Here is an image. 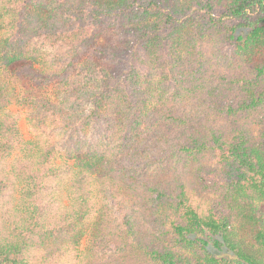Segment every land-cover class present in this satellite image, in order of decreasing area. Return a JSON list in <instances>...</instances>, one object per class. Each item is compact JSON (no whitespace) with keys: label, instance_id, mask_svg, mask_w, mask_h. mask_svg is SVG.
I'll return each instance as SVG.
<instances>
[{"label":"trees","instance_id":"16d2710c","mask_svg":"<svg viewBox=\"0 0 264 264\" xmlns=\"http://www.w3.org/2000/svg\"><path fill=\"white\" fill-rule=\"evenodd\" d=\"M1 30L0 264L88 234L102 264H264V0H0Z\"/></svg>","mask_w":264,"mask_h":264},{"label":"rangeland","instance_id":"374dc122","mask_svg":"<svg viewBox=\"0 0 264 264\" xmlns=\"http://www.w3.org/2000/svg\"><path fill=\"white\" fill-rule=\"evenodd\" d=\"M92 23V22H91ZM99 25H96V28H99ZM102 33L104 34V37L101 38V41H105L107 37L109 36H113L114 38H117L118 33L115 32L113 29H107L105 28V30H102ZM188 32L183 33V36H185ZM6 31L5 30H1L0 31V41L5 37L6 35ZM54 51H53V47L52 49H50L49 47V51L48 54L46 56V58L48 60L51 59V56H54ZM69 58V57H66ZM68 60V59H67ZM66 60V61H67ZM37 68L41 69V66H36ZM25 87H28L30 91H28V93H31V91L33 90L34 93L41 95L43 97L49 98L51 100H56L57 98V91L56 88L53 85H36L30 81H27ZM15 87V92L17 94H21L24 92L23 89V85L21 83H14L13 85ZM27 93V92H26ZM25 94V93H23ZM9 109L18 114L20 116V131L23 135V138L26 141L32 140L34 139L35 135H36V131L30 126L29 122H28V112L31 110L30 107H26V106H21L19 105L16 101H14L11 106L9 107ZM115 127L112 124L111 121H108L106 123L103 124V126L96 130L95 132L91 133V143L93 146V150H101V152L113 155L116 154L118 152V141L119 138L115 137ZM17 155H20V152L18 150H16L7 160H6V165H7V169L9 170L15 160V158L17 157ZM67 159L66 156H63L61 158H59L57 160L58 164H63L64 161ZM70 164H73L74 161H68ZM69 187V183L67 182L65 185V199H64V203L65 205H69L70 204V199L67 196V189ZM16 197H18V201H16V204L19 205L20 203V198H21V193L18 192L16 194ZM91 239V235L88 234L86 236H84V238L81 240V243L79 245V250L80 252H84L87 255L83 256L81 255V257L77 258L74 257L72 254H67L64 255L63 257V261L60 264H102L101 261L99 260V257L96 256V252L90 251L89 249V242ZM104 259L103 262H106L108 259H110V253H104Z\"/></svg>","mask_w":264,"mask_h":264}]
</instances>
